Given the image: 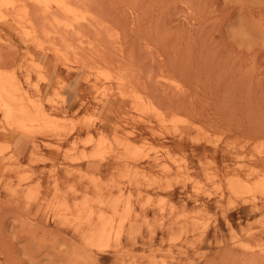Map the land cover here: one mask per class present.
Masks as SVG:
<instances>
[{"label": "rangeland", "instance_id": "obj_1", "mask_svg": "<svg viewBox=\"0 0 264 264\" xmlns=\"http://www.w3.org/2000/svg\"><path fill=\"white\" fill-rule=\"evenodd\" d=\"M10 1L0 79L55 125L0 113V264H264V0Z\"/></svg>", "mask_w": 264, "mask_h": 264}, {"label": "bare ground", "instance_id": "obj_2", "mask_svg": "<svg viewBox=\"0 0 264 264\" xmlns=\"http://www.w3.org/2000/svg\"><path fill=\"white\" fill-rule=\"evenodd\" d=\"M34 1H36V2H43L44 3V5H48V2H49V0H34ZM0 2L1 3H4V4H7V3H11V1L10 0H0ZM52 2H56V4L61 8V9H63L64 10V12H66V13H72V8L74 9V5L72 6V4H71V6L72 7H70V5L69 6H67L68 5V3H67V5L65 4V3H63L62 2V0L60 1V0H58V1H53L52 0ZM51 2V3H52ZM17 3V2H16ZM50 3V2H49ZM10 7V6H9ZM29 7H30V2H29ZM42 7V6H41ZM8 8V7H7ZM33 8V7H32ZM43 8V7H42ZM41 8V9H42ZM11 9V8H10ZM27 9V8H26ZM58 10H59V8H57ZM1 10V9H0ZM30 10V9H29ZM36 10V9H35ZM40 10V9H39ZM3 12H4V10H2ZM9 11V10H8ZM28 11V10H27ZM32 11V10H31ZM46 11V10H45ZM55 11H56V9H55ZM59 11H61V10H59ZM40 12H41V10H40ZM57 12V11H56ZM5 13V12H4ZM13 13V12H12ZM34 14V13H33ZM61 14H63V13H61ZM60 14V15H61ZM78 14V13H77ZM76 14V15H77ZM5 15V14H4ZM9 15V14H8ZM11 15V14H10ZM26 15H28V14H26ZM64 15V14H63ZM83 15H85V14H81V16L84 18V16ZM95 15V14H94ZM17 16H19V15H17ZM79 17V19H81L82 17ZM45 17V16H44ZM33 18V17H32ZM35 19H37V18H35ZM39 19V18H38ZM41 19H44L43 17L41 18ZM74 19V18H73ZM78 18H75V20H77ZM85 19V18H84ZM87 19V18H86ZM85 19V20H86ZM96 19V18H95ZM49 20V19H48ZM57 20V19H56ZM74 20V21H75ZM26 21V20H25ZM36 21V20H35ZM51 21V20H50ZM59 21H60V19H59ZM78 21V20H77ZM68 22V21H67ZM71 22H73V21H71ZM26 23V22H25ZM35 23V22H34ZM37 23V22H36ZM21 24V23H20ZM72 24H74V23H72ZM86 24H87V22H86ZM27 25V24H26ZM25 26V25H24ZM45 27V26H44ZM30 28H32V27H30ZM50 28V27H49ZM48 29V28H47ZM78 29V28H77ZM64 30V29H63ZM51 31V30H50ZM52 31H53V29H52ZM74 31V30H73ZM24 32H26V31H24ZM68 32V31H67ZM27 33V32H26ZM54 33V32H53ZM46 34H48V33H46ZM66 34V33H65ZM64 34V35H65ZM68 34H70L69 32H68ZM52 35V34H51ZM58 35V34H57ZM39 36H41V35H39ZM54 36V35H53ZM72 36V35H71ZM64 37V36H63ZM68 37H69V35H68ZM48 38V37H47ZM51 38V37H50ZM53 38V37H52ZM49 39V38H48ZM59 39H60V37H59ZM33 40V39H32ZM54 40H55V38H54ZM63 40V39H62ZM45 41V40H44ZM50 41V40H49ZM16 42V41H15ZM51 42V41H50ZM46 43V42H45ZM48 43V42H47ZM70 43V42H69ZM54 44H56V43H53V45ZM65 44H66V42H65ZM68 44V43H67ZM61 48L63 49V47L61 46ZM58 49V48H57ZM59 50V49H58ZM57 50V51H58ZM64 50V49H63ZM60 51V50H59ZM40 52V51H39ZM60 53V52H59ZM65 53V52H64ZM34 54V53H33ZM68 55V54H67ZM72 55V54H71ZM18 56V55H17ZM64 56V55H63ZM38 57V56H37ZM70 57V56H69ZM16 58V57H15ZM86 59V58H85ZM89 59V58H88ZM88 59H86V60H88ZM89 61V60H88ZM91 61V60H90ZM43 62V61H42ZM18 63V62H17ZM16 63V64H17ZM26 63V62H25ZM76 63V62H75ZM79 63V62H78ZM12 64V63H11ZM86 64H88V63H86ZM85 65V64H84ZM22 66V65H21ZM45 66V65H44ZM99 66V65H98ZM19 67V66H18ZM88 67V66H87ZM105 68H107V67H105ZM105 68H104V70H105ZM1 69H4V68H1ZM31 69V68H30ZM96 69V68H95ZM99 69V68H98ZM11 70V69H10ZM48 70V69H47ZM7 71V70H6ZM107 71V70H106ZM111 71H112V69H111ZM121 71V70H120ZM32 72V71H31ZM117 72V71H116ZM126 73V72H125ZM18 74V73H17ZM99 74V73H98ZM34 75V74H33ZM35 75H37V74H35ZM34 75V76H35ZM114 75H116V74H114ZM126 75V74H125ZM117 76V75H116ZM0 77H1V75H0ZM22 77V76H21ZM47 77V76H46ZM126 77H127V75H126ZM2 78V77H1ZM120 78H121V76H120ZM119 78V79H120ZM23 79V78H22ZM24 79H26V78H24ZM105 79V78H104ZM29 80V79H28ZM126 80V79H125ZM29 81H31V80H29ZM41 81H43V80H41ZM94 82V81H93ZM123 83V82H122ZM16 78H15V76L13 75V74H11V75H8V79H6L5 80V82L3 81V80H1L0 79V113L2 114V120H3V122L5 123V125H7L8 127H10V129H15V131L16 132H19V133H21L22 135H26V134H28V133H30L31 134V132H35V131H39L38 129L39 128H41V127H48V129L50 128V126H52V125H55L54 124V122L53 121H51L50 119H53L52 117L51 118H48V116L44 113V111L39 107V105L38 104H34L35 103V101L33 100V106H34V108L33 109H35L34 111L35 112H33V110H30V107H28V105H27V103L25 102V101H23L24 99L23 98H21L20 97V99L18 100V98H14V96H13V92L11 93V90L12 91H14L15 90V87L14 86H16ZM21 84V83H20ZM26 85H27V83H25ZM24 84V85H25ZM41 84V83H40ZM123 84H125V83H123ZM126 85V84H125ZM13 86V87H12ZM21 86V85H20ZM32 86V85H31ZM127 86V85H126ZM17 87V86H16ZM35 86H33V88H34ZM128 87V86H127ZM40 88V87H39ZM125 88V87H124ZM16 89H18V87L16 88ZM37 89V88H36ZM130 89V88H129ZM19 90H21V92H22V86H21V89H19ZM16 91V90H15ZM28 91V90H27ZM27 91H26V93H27ZM41 91V90H40ZM96 91V90H95ZM131 91H133L134 92V89H132ZM17 92V91H16ZM20 92V93H21ZM24 92H25V90H24ZM54 92V91H53ZM18 93V92H17ZM17 93H15V94H17ZM19 93V94H20ZM34 93H35V88H34ZM39 93V92H38ZM138 93V92H137ZM14 94V95H15ZM27 95V94H26ZM32 95V94H31ZM49 95V94H48ZM18 95H16V97H17ZM21 96V95H20ZM125 96V95H124ZM19 97V96H18ZM139 97H141V96H138V99H140ZM25 98V97H24ZM30 98V97H29ZM56 98V97H55ZM136 98V97H135ZM28 99V98H27ZM47 100V99H46ZM47 103V102H46ZM51 103V102H50ZM115 103V102H114ZM29 104V103H28ZM32 104V103H31ZM49 104V103H48ZM30 105V104H29ZM55 105V104H54ZM32 106V107H33ZM53 106V105H52ZM106 107V106H105ZM147 106H145V108H146ZM143 108V110H144V106L142 107ZM56 109V108H55ZM108 109V108H107ZM153 109V108H152ZM50 111V110H49ZM141 111V110H140ZM167 112V111H166ZM165 112V113H166ZM69 113V112H68ZM168 113V112H167ZM64 114V113H63ZM143 114V113H142ZM170 115V114H169ZM55 117V116H54ZM60 119V118H59ZM70 119V118H69ZM106 119V118H105ZM104 119V120H105ZM175 119V118H174ZM57 120V119H56ZM71 120V119H70ZM172 120V119H171ZM143 121V120H142ZM164 121V120H163ZM58 122V121H57ZM62 122V121H61ZM65 122V121H64ZM106 122V121H105ZM173 122V121H172ZM34 123H35V125L37 124V126H35L34 125ZM51 123V124H50ZM57 124V123H56ZM64 124V123H63ZM67 124H69V121L67 122ZM58 125H59V123H58ZM70 125V124H69ZM179 125V124H178ZM62 126V125H61ZM73 126V125H72ZM52 127H54V126H52ZM56 128V127H55ZM55 128H52V130L53 129H55ZM70 128V127H69ZM177 129V128H176ZM56 130V129H55ZM202 130V129H201ZM43 131H44V129H43ZM50 131V130H49ZM58 131V130H57ZM109 131V130H108ZM55 132V131H54ZM197 133V132H196ZM22 135H20L19 136V138L13 143V142H9V143H6V145L4 146L5 147V149H11V151H14L13 153H12V157L15 159V158H17V156L15 155V152H20L24 147H25V145L27 144V142H26V140L24 139V137L22 136ZM32 136V135H31ZM28 140V139H27ZM160 141V140H159ZM30 145V144H29ZM124 145H125V142H124ZM135 146V145H134ZM139 146V145H138ZM149 147V146H148ZM2 149V148H1ZM1 149H0V152H1ZM152 149H154V148H152ZM124 150V149H123ZM139 150V149H138ZM71 151V150H70ZM165 151V150H164ZM102 152V151H101ZM101 152L98 150V148H95L89 155H84V157H86L87 159H89V163H91V164H89V166H91V165H93V162L92 161H95V159L99 156V155H101ZM102 155H103V152H102ZM132 155V154H131ZM7 156V155H6ZM2 157H4V155L2 156ZM1 157V158H2ZM6 158H8V157H6ZM5 159V158H4ZM11 159V158H10ZM9 160V159H8ZM261 160V159H260ZM85 163H86V161H85ZM12 166V165H11ZM0 171H1V168H0ZM93 183H94V181H93ZM199 185H200V183H199ZM235 185H242V184H235V183H231V187L232 188H234L235 187ZM258 185L260 186V187H262V190L264 191V179H262V180H260L259 181V183H258ZM18 186V185H17ZM96 187V186H95ZM29 194V193H28ZM32 194H34V193H32ZM31 196V195H30ZM29 196V197H30ZM30 199V198H29ZM99 201H101V198H100V200ZM26 203V202H25ZM23 204V203H22ZM56 206V205H55ZM111 208H112V212H113V214H116L117 213V209H116V206L114 205V204H111ZM89 209V208H88ZM163 209V208H162ZM129 212V211H128ZM123 213H124V211H123ZM251 213V212H250ZM93 210H89L88 212H87V214H86V216H85V219H90L91 218V216H93ZM120 214V213H119ZM129 214V213H128ZM264 214V213H263ZM263 214H261V215H263ZM96 216H97V218H98V220H99V225H100V229H101V231H100V233L98 232V234H99V236L97 237V236H95L94 234L92 235H90L89 237H87V240H88V242L93 246H99V243H98V240L103 236V231H104V229H105V227H107L108 226V229L110 228V226H112V220H113V217L112 216H110V217H105V215L102 213V212H99V213H97L96 214ZM123 217V216H122ZM125 217V216H124ZM123 217V218H124ZM122 218V219H123ZM144 219V218H143ZM121 220V219H120ZM124 221V220H123ZM119 222V221H118ZM116 225V224H115ZM72 226V225H71ZM85 226V225H84ZM98 226V223H95L94 225H92L91 226V224H89V226L88 227H91V229L93 230L95 227H97ZM264 226V225H263ZM53 228V227H52ZM116 228H114V230H115ZM119 229V230H118ZM118 229H117V231L115 232V236H118L119 235V231H120V227H118ZM51 230V229H50ZM92 230H90V231H92ZM85 231H87V228H86V230ZM106 233V232H105ZM264 233V232H263ZM108 235H105V237H107ZM109 238V237H108ZM237 238V237H236ZM233 239V238H232ZM85 242V241H84ZM105 242V241H104ZM107 242H108V240H106V243H105V245L107 244ZM241 244V243H240ZM244 244H246V242H244ZM89 245V244H88ZM119 245V244H118ZM117 245V246H118ZM242 245V244H241ZM250 244H248V246H249ZM102 247L104 246V244H102L101 245ZM100 246V247H101ZM251 246V245H250ZM101 247V248H102ZM105 247H108V246H105ZM244 247V246H243ZM246 247H247V245H246ZM245 247V248H246ZM252 247V246H251ZM250 247V248H251ZM256 247H258V246H256ZM249 248V247H248ZM254 248H255V246H254ZM125 249V248H124ZM123 249V250H124ZM252 249V248H251ZM168 250V249H167ZM253 250V249H252ZM133 251V250H132ZM259 251H261V249L259 250ZM263 251V250H262ZM126 252V251H125ZM254 252V251H253ZM264 252V251H263ZM142 253V252H141ZM84 254V253H83ZM264 254V253H263ZM96 255V254H95ZM256 255H258L257 253H256ZM261 256H264V255H261ZM255 258H256V256H255ZM91 260V259H90ZM89 260V261H90ZM129 261V260H128ZM127 261V262H128ZM133 261V260H132ZM261 261V260H260ZM120 262H121V260H120ZM255 262H257V261H255ZM92 263V262H91ZM164 263V262H163ZM261 263V262H260ZM155 264V263H154Z\"/></svg>", "mask_w": 264, "mask_h": 264}]
</instances>
